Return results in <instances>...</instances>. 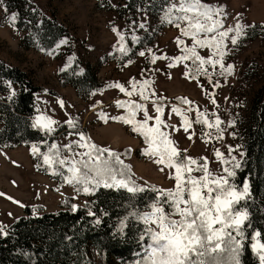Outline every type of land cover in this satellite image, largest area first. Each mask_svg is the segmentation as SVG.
Wrapping results in <instances>:
<instances>
[{"label":"rangeland","instance_id":"rangeland-1","mask_svg":"<svg viewBox=\"0 0 264 264\" xmlns=\"http://www.w3.org/2000/svg\"><path fill=\"white\" fill-rule=\"evenodd\" d=\"M206 2L223 6L227 14L224 20L226 27L233 25L237 17L247 25H264V0ZM163 3L164 0H4L3 8H0V59L26 70L34 83L43 87L36 96L37 112L31 118L33 123H36L37 116L43 115L57 122L52 126L55 131L47 135L55 133L62 125L68 129L55 134L50 140L34 142L31 147L0 145V193H3L0 195V224L9 226L24 214L25 205L54 211L65 198H72L74 205H83L87 201L85 194L77 193L72 185L52 179L49 172L36 169L31 155L34 146L38 147L43 157L50 146L56 144L71 156L63 146L78 140V136L70 134L76 129L69 127V119H73L78 130L97 145L120 153L130 149L121 158L130 166L138 184L145 187L153 184L161 189L174 187L175 181L169 178L174 169L165 168L161 172L162 165L155 164L153 158L143 154L142 150L147 145L141 136L133 133L129 126L114 121L105 124L99 119V113L109 117L125 114L126 109L116 106L118 100L141 103L153 117L156 116L154 102L161 104L164 109L161 119L168 125L162 130L169 133L174 145L185 155L197 159L198 163H203L200 158H207L208 167L214 173H221L224 167H231L232 163L240 161L253 103L256 94L264 87V31L247 32V28V35L236 46L231 45L230 40L224 41L228 51L224 64L234 66L231 74L225 72L221 75L219 65L213 68L206 64L204 68L209 76L197 75L193 79L185 75L184 65L190 68V60L176 63L175 67H168L170 63H175L169 59L157 60L155 64L151 62L153 53L176 57L185 54L182 48L192 46L191 38L181 36L174 25L161 22ZM4 8L8 10L7 15L20 10L22 23H18L17 19L15 25L6 23ZM43 19L56 21L66 31L48 48L31 33L32 27ZM141 24L145 27L141 28ZM117 33L124 36L126 49H134L132 54L128 50L126 54L119 50ZM177 37L183 40L180 46L176 43ZM62 40L67 42L60 44ZM149 48L152 53L147 51ZM141 51L145 52V56L139 55ZM211 51L209 48H196L197 54L205 59ZM87 68L92 70L96 82H86L81 95L68 79L74 72L79 74ZM130 81L136 82L137 89L145 81H150L145 88L147 100H142L138 92L129 97L126 92L111 86L118 82L131 92ZM48 90L58 96L46 92ZM178 97L181 100L178 101ZM184 99L190 103L184 104ZM173 107L180 109L181 115L193 122L188 132L184 131L181 115L172 112ZM198 112L208 113L207 118L211 121H215L216 116L220 117L222 138L217 139L220 134L215 128L194 123ZM142 115L139 113L137 118L142 119ZM149 124H154V120ZM208 132L212 133L211 137L205 135ZM126 137L136 138L135 144L123 146L129 141ZM216 149L230 161L228 165L218 161L214 155ZM229 149H232L231 155ZM201 174L193 173L197 177ZM90 261L100 262L95 250L91 251Z\"/></svg>","mask_w":264,"mask_h":264},{"label":"snow or ice","instance_id":"snow-or-ice-1","mask_svg":"<svg viewBox=\"0 0 264 264\" xmlns=\"http://www.w3.org/2000/svg\"><path fill=\"white\" fill-rule=\"evenodd\" d=\"M3 3L4 0H0V8H3ZM4 11L5 22L15 25L18 14L13 12L7 15V8H4ZM161 11V22L174 25L180 30L181 36L191 38L192 46L182 48L181 51L185 54L176 57L157 56L153 53L151 57L153 64L157 60L169 59L175 63H170L168 67H175L176 63L192 60L195 75L209 76L204 68L206 64L213 68L219 65L221 75L225 72L231 74L234 66L224 64V59L228 55L224 41L227 39L231 45H238L241 38L247 35L246 29L253 27L252 25L241 23L237 17L233 25L226 27L224 20L227 14L223 6L206 0H164ZM140 27L143 28L145 25L141 24ZM117 35L119 50L126 54L124 36L120 33ZM66 42L62 40L60 44ZM176 43L180 46L183 40L177 37ZM197 46L212 50L207 59L197 54ZM147 51L152 53L150 48ZM139 55L145 56V52L141 51ZM184 66L185 75L192 74L193 69L187 64ZM195 75L192 76L193 79ZM209 79L211 82L210 77ZM130 83L133 89L131 92H127L118 82L111 86L126 92L129 97L138 92L142 100L148 99L145 88L150 81H145L139 89L136 82ZM11 95L14 96L15 93ZM182 102L190 103L187 99ZM60 103L63 106V102ZM212 103L215 104V100H212ZM116 106L126 109L125 114L109 117L99 113V119L105 124L114 121L129 126L133 133L141 136L147 145L142 150L143 154L153 158L155 164L162 165L161 172L165 168L174 169V173H169V178L175 181L173 188L161 189L154 185L145 187L138 184L130 166L121 158L130 149L120 153L110 147L97 145L87 134L78 130L73 119H69L67 124L70 128L76 129L70 134L77 135L78 140L63 146L71 156L65 154L56 144H52L49 152L43 154V163L53 170V175H59L64 183L72 185L77 193L91 195L101 187L125 189L133 196L146 191L154 193L144 210L132 205V211L125 217L146 225L138 237L140 241L146 243L142 244L143 251L137 254L139 259L136 264H241L240 255L245 247L246 231L252 225L247 208L241 205V201L250 195L249 185L245 182L243 187L239 188L231 182V178L236 175L235 169L240 166L239 163H232L231 167H224L221 173H214L208 167L207 158H200L203 163H198L197 159L178 150L169 133L162 130L168 125L161 119L164 114L161 104L154 102L155 117L150 115L141 103L118 100ZM172 112L181 115V110L176 107L172 108ZM139 113L143 114L142 119L137 118ZM208 115L206 112H198L194 123L203 124L209 129L215 128L220 134L217 139L222 138L220 117L216 116L215 121H211L207 118ZM152 120L154 124L150 125L149 121ZM181 120L184 131L188 132L193 122L183 115ZM55 124H57L55 120L41 115L36 117L34 127L51 133L55 131L52 127ZM205 135L211 137L212 133L208 132ZM32 152L38 155V147L34 146ZM231 152L232 149H229V155ZM214 155L221 164L230 163L219 149L214 151ZM232 159L235 160L234 157ZM194 172L202 174L197 177L193 175ZM76 207L72 205V210L75 211ZM88 214L93 215L91 211ZM124 226V222L121 221V228ZM6 229L7 226L0 224V235H7ZM262 238L264 233L256 230H253L250 236V247L258 257V264H264Z\"/></svg>","mask_w":264,"mask_h":264},{"label":"trees","instance_id":"trees-1","mask_svg":"<svg viewBox=\"0 0 264 264\" xmlns=\"http://www.w3.org/2000/svg\"><path fill=\"white\" fill-rule=\"evenodd\" d=\"M21 13L17 11V22L20 24ZM251 25L253 27L247 32L264 31L262 23ZM32 28V35L45 48L53 46L66 33L61 24L50 19H43ZM127 50L131 52L134 49L128 47ZM190 68L194 69L192 60ZM91 71L87 68L79 74L74 72L68 79L81 95L86 82H96ZM193 75L194 72L189 77ZM42 90L43 87L34 83L29 72L0 59L1 146L31 147L34 142L50 140L55 134L68 129L62 125L55 133L47 135L39 127H34L31 118L37 112V93ZM13 92L14 96L11 95ZM46 92L58 96L51 90ZM250 119L245 128L244 154L238 162L240 166L235 169L236 175L231 178V182L239 188L247 182L250 192L249 197L241 201V205L247 208L252 225L246 231L241 264H258V257L250 247V236L253 230L264 233V87L256 94ZM31 155L36 169L49 172L50 178L63 182L43 163L42 153L34 155L31 151ZM153 195L146 191L133 196L125 189L101 187L95 194H85L87 201L76 205L75 211L72 210V198L62 200L54 211L25 205L24 214L7 226V235H0V264H97L90 261L92 250L98 253V264H136L139 259L136 254L141 253L144 243L138 237L146 225L125 217L132 211V205L144 210ZM89 211L93 215H89ZM121 221L125 225L123 229Z\"/></svg>","mask_w":264,"mask_h":264},{"label":"crops","instance_id":"crops-1","mask_svg":"<svg viewBox=\"0 0 264 264\" xmlns=\"http://www.w3.org/2000/svg\"><path fill=\"white\" fill-rule=\"evenodd\" d=\"M124 136V135H123ZM129 141L127 142V143H124V145L123 146H126V145H128L129 144V147L130 146H133L132 144H135V140L134 139H136V138H134V137H126Z\"/></svg>","mask_w":264,"mask_h":264}]
</instances>
